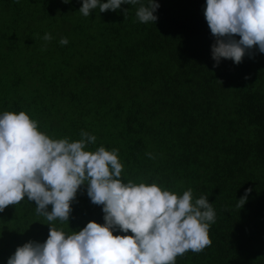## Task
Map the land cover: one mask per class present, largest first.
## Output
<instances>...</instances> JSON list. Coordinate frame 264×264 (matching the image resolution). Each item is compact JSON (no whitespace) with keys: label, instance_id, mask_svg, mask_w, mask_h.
<instances>
[{"label":"trees","instance_id":"obj_1","mask_svg":"<svg viewBox=\"0 0 264 264\" xmlns=\"http://www.w3.org/2000/svg\"><path fill=\"white\" fill-rule=\"evenodd\" d=\"M0 264H264V0H0Z\"/></svg>","mask_w":264,"mask_h":264}]
</instances>
